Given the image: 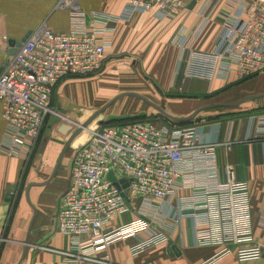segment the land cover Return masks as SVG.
Instances as JSON below:
<instances>
[{"label":"built area","instance_id":"obj_1","mask_svg":"<svg viewBox=\"0 0 264 264\" xmlns=\"http://www.w3.org/2000/svg\"><path fill=\"white\" fill-rule=\"evenodd\" d=\"M215 1H200L197 14L203 26ZM124 2L122 16L127 18L142 13L168 20L189 8L183 0ZM228 5L219 45L211 52L190 53L183 82L192 77L243 81L264 71V0H230ZM56 7L68 11L69 30L56 33L42 26L33 31L13 56L8 55L0 72V102L9 137L3 153L24 162L30 160L45 121L54 113V88L65 79L103 69L115 32L112 25L120 20L101 13L87 15L74 0H60ZM0 41L9 43L2 35ZM87 132V140L71 159L69 187L56 216L58 232L71 239V246L61 251L43 248L57 254L59 264H112L102 256L104 251L128 239L136 241L130 255L139 256L166 244L184 220L192 223L197 245L220 248L218 256L234 246L239 262L264 258V245L256 243L252 233L247 184L236 179L232 168L221 177L218 145L202 141L195 128L146 119L88 126ZM181 191L189 195L178 196ZM125 199L131 207L141 200V209H133L137 217L109 228L115 217L130 211Z\"/></svg>","mask_w":264,"mask_h":264},{"label":"crops","instance_id":"obj_2","mask_svg":"<svg viewBox=\"0 0 264 264\" xmlns=\"http://www.w3.org/2000/svg\"><path fill=\"white\" fill-rule=\"evenodd\" d=\"M59 1L0 0V35L6 36L9 41L18 42L42 26L56 33H66L69 30V13L56 7ZM74 1L87 15L101 13L120 17L112 25L115 32L108 49L107 64L125 60L132 63L140 74L145 73L150 81V85L144 86L145 92L139 89L129 93H142L140 95L173 117L190 115L198 109L204 96L224 95L233 89L238 90L240 86L262 75L260 72L243 81L234 78L229 82L221 79L209 81L192 77L183 82L190 53L211 52L219 45L225 14L230 10V0L215 1L216 5L205 26L197 14L202 0H183L189 4L188 10L168 20H159L142 13L124 17V0ZM6 46L0 41V68L8 58ZM256 100L261 103L252 113L211 120L191 127L195 128L202 141L218 145L215 154L221 177L225 176L226 169L232 168L236 179L247 184L254 241L264 245V98ZM47 124L49 126L45 125L41 130L29 161L8 157L3 153L9 137L0 102V264H17L22 255L33 217L26 199V189L30 185L28 199L36 216L21 264H59L60 257L43 248L61 251L71 246V239L58 232L56 216L60 210V199L69 187L70 164L74 153L69 161V169H66V152L53 179L47 183L66 144V127L51 122ZM11 187H15L13 198L6 201L7 191ZM188 195L187 191L178 193V196ZM171 203L174 205L175 200ZM132 209H141L140 199L135 200ZM136 217L133 211H129L115 217L109 228L113 229ZM135 242V239H128L113 244L102 256L108 257L112 264H264V258L237 261L234 246L228 247L230 252L222 256H218V247L198 246L192 223L187 220L171 231L166 244L132 257L129 248ZM169 243L176 253L170 250Z\"/></svg>","mask_w":264,"mask_h":264},{"label":"rangeland","instance_id":"obj_3","mask_svg":"<svg viewBox=\"0 0 264 264\" xmlns=\"http://www.w3.org/2000/svg\"><path fill=\"white\" fill-rule=\"evenodd\" d=\"M110 64H114V66L110 67ZM110 64L106 62L103 69L94 75L68 78L65 79V83H62L65 80L61 81L55 87L52 94L53 97L51 96L54 113L48 117L43 127L45 125L49 126L47 124L48 122L66 127L67 142L72 133L78 129L79 125H82L97 110L101 109L113 98L123 93H129L131 90L133 92L134 90L138 91L140 89L139 91L144 93V86L150 85L149 79L145 76L146 74L143 72L140 74L132 63L119 60L118 62ZM261 74L254 81L240 86L238 90L233 89L224 95L215 94L207 97L204 96L201 102H199V107L216 103H230L238 101L248 95L264 94V71ZM55 97H57V100ZM257 101L247 102L234 108L204 110L192 121L176 123L164 118L158 111L135 97H122L110 105L89 126L102 127L116 121L127 119H159L175 127H191L195 124H202L211 120H220L226 117H236L252 113L256 111L255 108L258 103H261ZM87 129L83 130L71 143L66 153V169H69V161L72 154L79 145H82L87 140Z\"/></svg>","mask_w":264,"mask_h":264},{"label":"water","instance_id":"obj_4","mask_svg":"<svg viewBox=\"0 0 264 264\" xmlns=\"http://www.w3.org/2000/svg\"><path fill=\"white\" fill-rule=\"evenodd\" d=\"M194 3H192L190 5V7L193 6ZM30 34L26 35L21 41H18V42H15V41H9L8 45H9V52H8V55L9 56H13L16 51H17V48L20 47V45L26 41V39L28 38ZM4 66V65H3ZM3 66L0 68V72L3 68ZM122 97H135L141 101H143L144 103H146L147 105H149L150 107H152L153 109H155L156 111H158V113H160L162 116H164V118L166 119H169L170 121H173V122H176V123H184V122H189V121H192L200 112L204 111V110H209V109H214V108H233V107H237L243 103H246V102H249V101H253V100H256V99H259V98H264V94H261V95H249V96H246L238 101H235V102H232V103H216V104H209V105H206V106H203L201 108H198L196 109L195 111H193L190 115L186 116V117H182V118H178V117H173L171 115H169L166 111H164L162 108H160L159 106H157L156 104H154L153 102H151L150 100H148L147 98H145L144 96L140 95V94H137V93H123L115 98H113L111 101H109L106 105H104L101 109L97 110L89 119H87L82 125H79L78 129H76L72 135L70 136V138L67 140L58 160H57V163L55 165V168H54V171L49 179V181L47 183H49L55 173H56V170L58 169V167L60 166L61 162H62V159L65 155V153L68 151L71 143L74 141V139L76 137H78L80 135V133L87 129L88 126L98 117L100 116L110 105H112L116 100L122 98ZM108 179L110 181H114V177L112 174H109L108 175ZM46 183V184H47ZM120 184H122V188L123 189H126L127 188V183L124 181V180H121L120 181ZM32 187V185L28 186L27 189H26V199H27V202L29 203L32 211H33V217L31 219V222L29 224V227H28V231H27V237L25 239V242H24V248H23V251H22V255L20 257V260L17 264H21L24 257H25V254H26V250H27V247H28V236H29V233H30V230H31V227H32V223L34 221V218L36 216V211L35 209L32 207V205L30 204V201L28 199V192L30 190V188ZM14 191H15V187H11L8 189L7 191V196H6V201H11L12 198H13V194H14ZM126 192H124L123 196H125ZM125 205L127 206V208L130 210V211H133L132 207L130 206V204L127 202V200L125 199ZM142 218L143 220L147 221V219L145 217H140ZM169 248L170 250H172L174 253H176V250L175 248L173 247L172 244L169 243ZM169 254H170V251L168 250Z\"/></svg>","mask_w":264,"mask_h":264},{"label":"trees","instance_id":"obj_5","mask_svg":"<svg viewBox=\"0 0 264 264\" xmlns=\"http://www.w3.org/2000/svg\"><path fill=\"white\" fill-rule=\"evenodd\" d=\"M142 120H146V119H140V120L127 119V120L116 121L108 125H115V124H121V123L123 124V123L136 122V121H142Z\"/></svg>","mask_w":264,"mask_h":264}]
</instances>
